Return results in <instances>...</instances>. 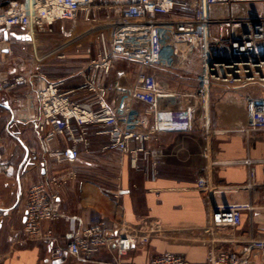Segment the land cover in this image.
I'll return each instance as SVG.
<instances>
[{
    "label": "crops",
    "instance_id": "crops-1",
    "mask_svg": "<svg viewBox=\"0 0 264 264\" xmlns=\"http://www.w3.org/2000/svg\"><path fill=\"white\" fill-rule=\"evenodd\" d=\"M127 1L97 0L96 11L83 10L74 20L37 27L30 40L22 38L20 28L0 31V166L7 167L0 171V264H148L164 252L203 262L211 247L240 250L251 226L255 236H264V212L255 213L251 222L245 213L237 227H210L208 206L197 189L200 177L217 186L243 185L248 170L235 161L248 156L264 159V133L247 141L234 133L165 132L131 140L130 148L142 150L122 154L108 148L111 139L100 124L83 129L73 125L74 132L50 135L39 127L38 117L31 119L39 115L38 104H33L38 75L61 82L73 101L88 103L94 110L102 104L111 109L120 104L133 86L138 64L117 58L108 73L98 71L95 89L83 87L94 72L93 56L77 38L114 18ZM192 79L184 75L169 84L184 89ZM242 95L235 90L212 95L213 126L224 129L245 120ZM118 122L126 126V117ZM83 131L87 144L75 143ZM70 148L80 152L76 163L58 162L55 153ZM71 172L76 176L70 177ZM256 173L264 184V162L256 165ZM58 177L65 181L50 183ZM39 183H47L48 192L58 197L55 209L61 218L44 227L60 245L80 234L97 215L138 237V244L120 258L102 250L87 262L69 255L53 260L50 246L24 231L27 193ZM258 194L242 190L218 200L245 201Z\"/></svg>",
    "mask_w": 264,
    "mask_h": 264
},
{
    "label": "built area",
    "instance_id": "built-area-1",
    "mask_svg": "<svg viewBox=\"0 0 264 264\" xmlns=\"http://www.w3.org/2000/svg\"><path fill=\"white\" fill-rule=\"evenodd\" d=\"M96 1L0 0V31L20 28L22 38L30 40V33L37 27L74 20L83 10L96 11ZM252 4L260 5V9L247 14L245 9ZM177 11L185 13L175 15ZM77 40L93 56L94 72L83 87L95 89L98 71L108 73L117 58L135 61L139 71L120 104L114 109L102 104L100 110L73 101L61 82L38 75L33 104H38L39 115L31 119L38 117L39 127L50 135L100 124L110 136L108 148L127 154L142 150L130 148L131 140H146L165 132L234 133L247 141L256 133H264V0H128L114 18L90 28ZM190 64L198 65L200 70L193 72L188 68ZM184 75L193 76V83L185 84L184 89L170 87L169 81L177 83L175 78ZM233 90L243 93L245 120L232 127L216 128L209 115L212 95ZM123 116L126 126L118 122ZM73 125L77 128L73 129ZM81 133L74 138L75 143L87 144L86 132ZM55 155L58 162L74 164L80 152L70 148ZM263 162L249 156L235 161L248 170L243 185L217 186L208 177L198 179L197 189L208 206L210 227H237L245 213L251 222L255 213L264 212V184L257 181L256 173V165ZM0 171H7V167L0 166ZM69 176L76 174L71 172ZM64 181V177H58L50 183ZM242 190L259 194L245 201L218 200L224 194ZM57 198L48 192L47 183L36 184L27 193L24 212V231L46 242L53 260L69 255L87 262L102 250L120 258L138 244V237L125 232L121 225L110 226L97 215L80 234L60 245L44 227L46 222L55 223L61 218L55 209ZM250 230L240 250L211 247L203 262L164 252L152 257L148 264H261L264 236H255L252 226Z\"/></svg>",
    "mask_w": 264,
    "mask_h": 264
},
{
    "label": "rangeland",
    "instance_id": "rangeland-1",
    "mask_svg": "<svg viewBox=\"0 0 264 264\" xmlns=\"http://www.w3.org/2000/svg\"><path fill=\"white\" fill-rule=\"evenodd\" d=\"M259 7H260V5H258V4L247 5L245 10H246L247 14H252L256 10L260 9ZM188 68L192 69L193 72L196 71V70H198V71L200 70V67H198V65L196 67V66L190 64Z\"/></svg>",
    "mask_w": 264,
    "mask_h": 264
}]
</instances>
